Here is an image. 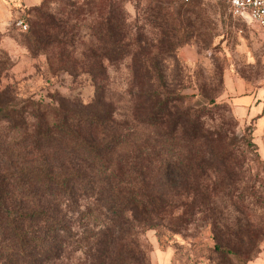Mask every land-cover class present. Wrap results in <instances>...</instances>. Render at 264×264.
Returning a JSON list of instances; mask_svg holds the SVG:
<instances>
[{
	"label": "trees",
	"instance_id": "16d2710c",
	"mask_svg": "<svg viewBox=\"0 0 264 264\" xmlns=\"http://www.w3.org/2000/svg\"><path fill=\"white\" fill-rule=\"evenodd\" d=\"M54 3L34 6L23 42L52 72L85 76L92 99L0 94V264H65L71 253L73 264H147L137 229L160 237L196 223L212 252L247 264L260 239L236 199L246 153H259L255 125L240 136L216 87L184 92L190 20L157 0L148 33L127 0ZM126 59L130 109L119 118L108 68ZM234 198L239 215L227 217Z\"/></svg>",
	"mask_w": 264,
	"mask_h": 264
},
{
	"label": "rangeland",
	"instance_id": "374dc122",
	"mask_svg": "<svg viewBox=\"0 0 264 264\" xmlns=\"http://www.w3.org/2000/svg\"><path fill=\"white\" fill-rule=\"evenodd\" d=\"M23 1L14 2L13 7L18 11H4L0 15V94L18 98L33 96L45 101L75 97L84 103L89 102L93 87L90 82H84L85 76H79L74 82L67 73L52 72L46 55L33 57L29 54L23 42L25 31L16 22L24 19L28 24L34 15L33 6L44 0ZM165 1L170 10L182 11L180 18L191 22L182 25L180 31L190 38L178 51L184 68V92L191 94L199 92V87L205 91L216 87L220 92L218 99L224 100L232 110L240 136L248 125L258 126V121H252L248 110L264 87V28L233 14L224 0ZM156 3L157 0H127L126 3L131 19L138 16L139 23L148 33L157 31L150 20L146 21L149 7ZM51 7L56 11L60 7V0H55ZM85 31L82 30V34ZM88 40L85 37V41ZM167 72L171 74L174 69ZM108 74L109 96L115 102L120 118L130 109V96L127 93L131 76L130 60L109 67ZM256 128L254 138L259 153L251 150L246 153L244 179L240 186L244 196L243 200L236 199L237 207L248 216L260 239L247 264H264V125ZM234 201L235 198L227 199L224 203L227 217L239 215ZM134 237L145 252L147 264H244V261L240 262L233 256L212 252V234L201 223L189 225L176 235L163 232L160 237L155 230L137 229ZM78 255L71 253L65 259V264L75 263ZM243 259L246 260L245 257Z\"/></svg>",
	"mask_w": 264,
	"mask_h": 264
},
{
	"label": "built area",
	"instance_id": "2783aa9c",
	"mask_svg": "<svg viewBox=\"0 0 264 264\" xmlns=\"http://www.w3.org/2000/svg\"><path fill=\"white\" fill-rule=\"evenodd\" d=\"M233 14L241 16L264 28V0H224ZM16 25L23 31L28 30L24 19H18Z\"/></svg>",
	"mask_w": 264,
	"mask_h": 264
},
{
	"label": "crops",
	"instance_id": "0c3cea01",
	"mask_svg": "<svg viewBox=\"0 0 264 264\" xmlns=\"http://www.w3.org/2000/svg\"><path fill=\"white\" fill-rule=\"evenodd\" d=\"M15 1H20V0H0V15H2L4 11H18L17 8L15 9L13 7V5H15V3H14ZM23 2L27 3L28 0H24ZM38 2H40V1H38ZM263 62H264V58H263ZM263 98H264V87H262L260 89V93H258L257 97L255 98L254 104L248 110V112L252 116V121H258V126H257V124H254L255 125V131L257 129L256 127H260L262 124L264 125V102H262ZM254 137H255V135H254ZM255 142H256V140H255ZM258 148H259V146H258Z\"/></svg>",
	"mask_w": 264,
	"mask_h": 264
}]
</instances>
